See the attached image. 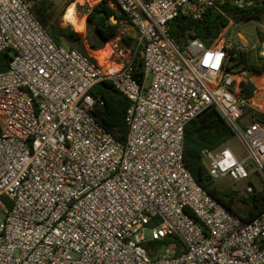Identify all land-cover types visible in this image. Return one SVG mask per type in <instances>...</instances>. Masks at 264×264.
<instances>
[{
  "label": "built area",
  "instance_id": "1",
  "mask_svg": "<svg viewBox=\"0 0 264 264\" xmlns=\"http://www.w3.org/2000/svg\"><path fill=\"white\" fill-rule=\"evenodd\" d=\"M100 1L76 0L75 14ZM224 4L264 0H108L137 30L140 81L121 28L84 52L58 44L28 0H0V52H12L0 71V264H264V211L243 219L183 158L185 124L213 106L247 156L202 149L212 178L240 182L256 171L264 179V120L242 122L248 109L264 112V71L228 69L224 33L184 46L169 33L175 17L199 19ZM255 45L264 58V33ZM101 80L130 101L125 141L91 113ZM242 82L254 84L252 95Z\"/></svg>",
  "mask_w": 264,
  "mask_h": 264
},
{
  "label": "trees",
  "instance_id": "2",
  "mask_svg": "<svg viewBox=\"0 0 264 264\" xmlns=\"http://www.w3.org/2000/svg\"><path fill=\"white\" fill-rule=\"evenodd\" d=\"M28 1L32 2V10L58 44L64 45L66 41L82 42L79 32L70 26H61L51 20V2L49 0ZM113 14L117 17V22L112 21L111 15ZM262 16H264V4L250 8H239L232 4L215 5L209 7L199 19L183 15L175 17L170 21L169 33L181 46L186 45L192 38H198L206 45H210L225 33L233 21L260 20ZM125 19V14L110 7L108 0H101L87 11V27L92 32L91 35L87 36L89 46L92 49L104 47L107 41L119 34L121 24ZM259 35H263L260 30ZM121 39L123 44L136 51L137 37L124 35ZM80 49L84 52L87 51L84 45ZM229 52L228 69L245 68L256 74L264 71V58L258 55V51L252 53L233 45L229 48ZM11 58L10 49L0 52V71L8 68ZM133 66L135 68L133 75L141 81L143 78V60L140 58L138 50L134 54ZM242 84L244 93L247 96L252 95L255 88L254 84L250 82H242ZM91 94L95 98L94 107L91 110L92 115L108 131L125 141L128 133V125L125 120L126 109L130 103L128 97L116 88L110 80H101L94 84ZM248 112L249 110L245 112V115ZM255 119L263 121L264 115ZM233 136L235 133L232 128L218 110L211 106L185 124L183 158L199 185L228 209L245 220H251L264 211V185L258 187L252 180H248V183L254 185V190L247 195H241V191L234 186H220L212 178L202 159V149L223 148L225 147L223 144ZM167 241L168 239L164 240V242Z\"/></svg>",
  "mask_w": 264,
  "mask_h": 264
},
{
  "label": "rangeland",
  "instance_id": "3",
  "mask_svg": "<svg viewBox=\"0 0 264 264\" xmlns=\"http://www.w3.org/2000/svg\"><path fill=\"white\" fill-rule=\"evenodd\" d=\"M51 2V13H52V21L57 22L61 26H70L73 30L77 31L80 33L82 37V42L76 41H66L64 45L66 46H71V47H77L80 49L82 45L86 48V52H92V48L89 46L88 41H87V36L91 35L92 32L91 30L88 29L87 27V11L88 9H84L78 5V9L82 12L84 11L85 13V27L82 30H76L73 28V26L63 20V14L67 8V6L75 2L76 0H49ZM29 2V1H28ZM31 5L32 2H29ZM121 30H123L125 35H130L133 37H138L137 30L130 26L129 24H122ZM259 30L264 33V16L260 20H250L246 22H240L239 24L232 25L229 27L224 35L226 40H230L233 45H236L239 49L249 51L252 53H256L257 48H256V43L258 40L259 36ZM241 31V32H240ZM239 32V34H238ZM232 45V46H233ZM245 75L244 79L246 78H253V76ZM250 78V79H251ZM243 77H238L237 81L239 80H244ZM263 82V81H262ZM257 84L258 86L261 85V82L259 79H257ZM264 84V82H263ZM262 97V108L264 109V86L262 88L261 92ZM249 112L244 116L242 122L247 123L250 122L252 119H255L256 117H259L261 115H264L263 111H255L252 109H248ZM228 146L232 152L236 155L237 158H245L247 156V151L242 143V141L238 138V136H233L229 141L223 144V146ZM249 180H252L258 187H261L264 185V179L260 175V173L253 171L250 173V178ZM220 186H234L238 188L241 191V195H247V186H248V180L236 182L230 178H224V179H219L216 181ZM2 214V212L0 213ZM146 237L150 238V232L146 231Z\"/></svg>",
  "mask_w": 264,
  "mask_h": 264
},
{
  "label": "bare ground",
  "instance_id": "4",
  "mask_svg": "<svg viewBox=\"0 0 264 264\" xmlns=\"http://www.w3.org/2000/svg\"><path fill=\"white\" fill-rule=\"evenodd\" d=\"M84 17V16H83ZM85 18V17H84ZM82 17H77V15L75 14V3L72 2L70 3L64 14H63V20L69 24H71L73 26L74 29L76 30H82L85 27V20ZM107 49H102L100 51L101 54V58L107 55Z\"/></svg>",
  "mask_w": 264,
  "mask_h": 264
},
{
  "label": "water",
  "instance_id": "5",
  "mask_svg": "<svg viewBox=\"0 0 264 264\" xmlns=\"http://www.w3.org/2000/svg\"><path fill=\"white\" fill-rule=\"evenodd\" d=\"M111 19H112L113 22H117V17L114 14L111 15Z\"/></svg>",
  "mask_w": 264,
  "mask_h": 264
},
{
  "label": "crops",
  "instance_id": "6",
  "mask_svg": "<svg viewBox=\"0 0 264 264\" xmlns=\"http://www.w3.org/2000/svg\"><path fill=\"white\" fill-rule=\"evenodd\" d=\"M101 50H102V49H101ZM101 50H100V51H101ZM99 53H100V52H99ZM100 56H101V54H100Z\"/></svg>",
  "mask_w": 264,
  "mask_h": 264
}]
</instances>
